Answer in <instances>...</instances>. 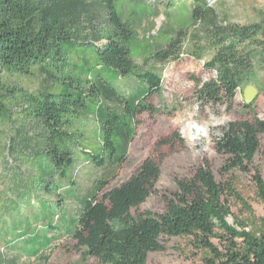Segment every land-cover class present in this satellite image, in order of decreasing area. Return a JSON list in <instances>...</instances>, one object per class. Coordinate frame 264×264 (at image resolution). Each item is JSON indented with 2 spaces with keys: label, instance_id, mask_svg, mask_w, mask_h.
Returning a JSON list of instances; mask_svg holds the SVG:
<instances>
[{
  "label": "trees",
  "instance_id": "16d2710c",
  "mask_svg": "<svg viewBox=\"0 0 264 264\" xmlns=\"http://www.w3.org/2000/svg\"><path fill=\"white\" fill-rule=\"evenodd\" d=\"M148 1L0 0V155L12 161L0 200L5 235L24 240L25 253L46 264L43 250L64 230L101 264H147L149 254L163 251L164 240L173 237L186 240L193 264H264V216L241 189L249 178L254 202L264 206V175L256 163L264 119L230 122L215 142L227 156L224 181L204 160L192 178L177 180L162 213H133L160 178L152 158L107 188L128 159L137 116L158 112L148 100L160 92L162 74L137 58L146 65L185 54L204 60L216 76L197 81L196 97L211 106L231 107L238 90L259 84L264 74V19L236 23L222 18L210 0H192L187 24L172 18L157 36L141 37L142 23L154 25L161 14ZM97 20L93 40L83 38L84 22ZM36 70L46 82L37 92L10 81ZM125 80L136 88L122 89ZM78 160L109 177L95 182L68 220L64 202L74 194L65 183L73 184Z\"/></svg>",
  "mask_w": 264,
  "mask_h": 264
},
{
  "label": "rangeland",
  "instance_id": "374dc122",
  "mask_svg": "<svg viewBox=\"0 0 264 264\" xmlns=\"http://www.w3.org/2000/svg\"><path fill=\"white\" fill-rule=\"evenodd\" d=\"M149 3L160 9V15L154 25L145 20L140 29L141 37L157 36L160 28L167 26L173 18L174 22L182 21L187 24L192 0H149ZM222 18L248 24L264 19V0H210ZM171 3H175L171 7ZM169 12V15H166ZM174 23V26L176 25ZM83 38L93 40V32L99 28V21L84 22ZM104 41L98 42L97 45ZM138 64L144 68L158 70L162 74V87L159 93L151 97L148 102L158 109L157 113L143 112L137 116L136 132L130 146L128 159L125 164L111 177L107 188L120 184L131 177L139 166L148 158H152L160 167L161 175L156 183L155 191L147 201L133 213L151 211L162 213L166 209V200L177 192V180L190 179L196 168L204 160L211 164L218 181H224L220 169L227 156L216 150L215 142L223 135L230 122L243 119H264V74L261 82L251 83L262 92L253 102L252 107H246L243 97L244 87L238 90L233 105L211 106L204 105L196 97L197 81L205 82L216 76L215 71L205 68L204 60H198L190 55H182L179 60L164 65H146L141 58ZM95 63V62H94ZM94 63L90 64L93 66ZM150 63V62H149ZM152 66V67H151ZM10 81L37 92L44 88L46 82L44 74L36 70L34 76H11ZM137 82L125 80L122 89L136 88ZM203 128L207 137L197 141H190L195 135L192 125ZM93 130V124L89 123ZM260 152L256 163L260 165L264 175V134L260 135ZM12 161L7 156L0 155V200L4 191L10 185V169L8 163ZM106 174L104 169H98L83 160H78L73 172L71 183H65L66 190H73L64 202L65 219L73 218L79 210V199L92 192L95 182ZM106 177L109 175L106 174ZM70 185V186H69ZM246 198L252 201L253 207L259 216H264V206L254 202L251 192V180L243 178L241 186ZM1 213V212H0ZM1 217V215H0ZM2 219V218H1ZM0 219V264H46L39 257L29 256L23 250L24 240L14 239L13 233L5 235V227ZM55 224L62 225V219L55 218ZM3 230V232H2ZM42 230L38 227V231ZM165 249L150 253L147 264H193V256L186 240L178 237L164 240ZM49 256L47 264H101L95 257L89 256L86 249L80 247L78 241L65 230L43 253Z\"/></svg>",
  "mask_w": 264,
  "mask_h": 264
},
{
  "label": "water",
  "instance_id": "95a60500",
  "mask_svg": "<svg viewBox=\"0 0 264 264\" xmlns=\"http://www.w3.org/2000/svg\"><path fill=\"white\" fill-rule=\"evenodd\" d=\"M259 94L260 91L255 85L252 84L247 85L243 91L245 105L252 104L256 100Z\"/></svg>",
  "mask_w": 264,
  "mask_h": 264
},
{
  "label": "clouds",
  "instance_id": "9594fccd",
  "mask_svg": "<svg viewBox=\"0 0 264 264\" xmlns=\"http://www.w3.org/2000/svg\"><path fill=\"white\" fill-rule=\"evenodd\" d=\"M192 129H194V131H195L196 134L195 135H192L190 137V141L193 142V141H197L201 137H204V138L207 137L206 131L203 128L199 127L198 125L193 124L192 125Z\"/></svg>",
  "mask_w": 264,
  "mask_h": 264
}]
</instances>
